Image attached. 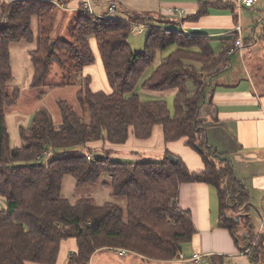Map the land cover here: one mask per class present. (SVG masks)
<instances>
[{
	"label": "trees",
	"instance_id": "trees-1",
	"mask_svg": "<svg viewBox=\"0 0 264 264\" xmlns=\"http://www.w3.org/2000/svg\"><path fill=\"white\" fill-rule=\"evenodd\" d=\"M198 5L187 20H198L213 7L230 10L237 21V6L232 1L198 0ZM57 9L50 0H0V198L5 202L0 208V264H56L61 244L68 239L75 241L76 249L67 264H89L94 252L104 248H124L148 261L174 259L195 233L190 211L177 203L180 184L190 182L215 188L218 225L229 230L243 251L234 234L239 222L226 214L241 215L239 219L249 230V192L230 161L209 144L204 121L199 118L207 86L204 75L229 57L228 50L234 48L240 33L236 30L228 38H220L221 48L215 51L207 35L189 37L162 26H148L144 48L134 51L128 42L131 26L146 24L153 19L150 16L134 14L128 22H98L96 15L79 9L67 28L68 37L56 39L51 32ZM253 34L241 37L242 46L251 39L264 40V26ZM90 38L96 41L108 83L117 90L92 91L90 76H84L75 92L80 112L60 99L61 123L55 124L46 108L38 109L28 127H19L23 145L11 147L5 110L16 102L18 91L10 92L8 85L12 78L10 43H34L28 51L29 86L39 88L52 65L68 75L69 84L79 80L81 69L94 62ZM167 48L172 49L144 81L143 89L174 91L172 112L164 100L142 101L136 94L127 95L156 52ZM188 80L195 87L192 95L187 93ZM156 126L161 127L165 143L184 138V144L200 156L203 169L190 170L167 149L160 161H110L108 154L129 136L147 139ZM78 146L89 153L103 146V158L88 161L89 153H85L45 163L34 160L46 150ZM170 155L177 161L171 162ZM105 173L109 178L101 186L108 187L113 197L122 198L121 204L100 205L89 195L70 201L61 193L66 175L79 185L97 183ZM246 255L250 264H264V228Z\"/></svg>",
	"mask_w": 264,
	"mask_h": 264
},
{
	"label": "crops",
	"instance_id": "crops-1",
	"mask_svg": "<svg viewBox=\"0 0 264 264\" xmlns=\"http://www.w3.org/2000/svg\"><path fill=\"white\" fill-rule=\"evenodd\" d=\"M50 1L56 3L61 12H66V15L70 13L73 16L85 5H88V10L90 9L93 14L106 15L111 19L126 22L130 21L134 14H145L153 18L149 21L150 23L147 22L149 26L164 25L166 27L162 26L163 28L179 31L190 37L194 34H204L212 38L210 45L214 40L219 41V49L215 51L221 48L220 38H228L230 32L236 31L237 26L240 27L239 36H245L243 20L252 25L251 28L249 26L246 29L249 31L248 35L257 30L255 24L259 20H261L260 24L264 21V0L256 1L252 7L236 8L237 21L233 20L230 10L213 7L209 8L208 14L198 20H187L186 16L193 15L198 10V0ZM111 4L115 7L112 12L107 10ZM242 9H249L250 12L242 15L240 14ZM244 47H247V51L257 49V47L264 48V40L251 39L247 46H241V51ZM237 54L242 57L243 64L244 58H252L251 55H244V53ZM229 57L217 70L204 75L207 86L199 109V118L204 121L209 144L230 161L235 175L248 190L252 205L251 195L255 191L264 192V83L259 82L258 85L254 81L256 75L250 74L248 69H245L243 75L238 74L230 63ZM220 72L223 73L220 74ZM156 128L157 126L153 129L151 136L144 140L129 136L126 143L115 147L113 153L119 154L121 151H126L124 149L130 148L129 143L132 142L135 143V150L133 149L132 152L137 151L140 146L147 148L157 136L159 144L157 150L164 152L167 149L179 156L190 170L203 169L200 156L184 144V138L165 143L162 131L160 133V130ZM145 148L142 150H148ZM217 202L216 190L210 184L190 182L179 186L178 206L190 211L195 228L191 240L182 245L181 253L186 258L194 254L201 255L203 256L202 261H179L175 258L168 261H148L137 254L132 253L133 256L141 259L137 261L148 264H211V261L217 264H250L248 256L235 244L229 230L218 225ZM4 206L5 202L0 198V208ZM226 215L231 217L229 213ZM75 249L73 239L64 241L61 244L56 264H67L71 257L70 254H73ZM105 249L97 250L93 255L104 252ZM108 249L111 250V248ZM112 250L117 253L115 249ZM127 254L117 255L125 257ZM214 255L223 256V258H212ZM137 261L131 263L135 264Z\"/></svg>",
	"mask_w": 264,
	"mask_h": 264
},
{
	"label": "rangeland",
	"instance_id": "rangeland-1",
	"mask_svg": "<svg viewBox=\"0 0 264 264\" xmlns=\"http://www.w3.org/2000/svg\"><path fill=\"white\" fill-rule=\"evenodd\" d=\"M62 1V0H61ZM66 3V2H65ZM242 15H247V12H250L249 9H242L240 11ZM239 13V12H238ZM73 15H66V12H61V9H57L55 14V22L51 32V36L56 39H65L68 37V26L73 24L74 20ZM260 19V18H259ZM260 21L255 24L256 32L258 33L260 28L263 26L264 21L260 24ZM165 24V23H164ZM243 34L248 35L249 31L247 28L252 27L251 24L243 20ZM163 27H166L162 25ZM33 31L35 26L32 25ZM64 28V29H63ZM63 30V31H62ZM148 33V26L145 27L144 31L141 33L130 32L128 36V42L131 48L134 51L144 48L145 38ZM90 47L94 56V62L88 65H85L78 76L80 79L74 81V84H69L70 79L66 78L68 76L64 71L60 70L58 66L52 65L50 72L44 78V85L39 88H31L29 86L30 78L32 74V67L29 60L28 51L33 48L34 43H27L25 41H15L11 42L9 45L10 49V59L12 67V78L9 80L8 85L10 92L13 90L18 91V98L16 102L10 106L6 107L5 110V119L7 130L9 134V144L11 147H20L23 145V141L19 135V127L24 126L28 127L31 122L32 115L35 111L40 108H46L52 116V119L55 124L61 123V115L59 107L57 104L58 100H65L68 102L77 112H80L79 104L75 97L76 90L82 86V78L86 75H89L91 80L89 83L90 89L92 91H103L110 93L116 91V88H113L107 81L103 66L99 57L96 41L94 38H90ZM211 46L214 50L219 49V41L214 40L211 43ZM172 48H167L164 51H157L155 59L151 64H149L143 71V74L138 79L134 90L127 95L136 94L142 101L147 100H164L168 106V109L172 112L173 110V99L174 91L167 90L162 92H150L143 89L144 81L150 76L156 66L159 64L161 59L169 53ZM241 53L251 55L252 58H244V64L241 62L242 57L236 52L230 54L229 60L233 65L234 70L238 74H244L245 69L250 71V74L256 75L255 82L264 83V48L260 47L257 49H251L247 51V47L242 48ZM220 66V65H219ZM218 69V68H217ZM241 70V71H240ZM224 71V70H223ZM241 72V73H240ZM223 72H220V74ZM219 74V73H218ZM253 77V76H252ZM210 78V77H209ZM208 80V79H207ZM262 84V83H261ZM257 85V84H256ZM259 87V86H258ZM195 87L191 80L187 81V93L189 95L194 94ZM156 130H160V126H157ZM134 142L129 143V147L124 149L126 151H121L119 154H114L113 152L108 154L110 161L113 162H135V161H160L165 156V150L160 151L158 149V138L154 137L151 144L147 148L140 146L138 150L132 152L134 149ZM103 147V146H102ZM96 148L92 153L87 152L84 147H67L63 149H56L51 152L50 155L45 156L43 162H48L55 157H64L75 154H88L92 159L103 158V148ZM143 148L148 150H142ZM135 150V149H134ZM123 154V155H121ZM137 156V158H135ZM108 174H102L97 183H84L76 184L75 179L66 175L62 181L61 193L64 197L70 201H74L76 198L89 195L93 196L96 199L98 204L104 203H122V198L113 197L110 194L108 187L101 186V182L107 180ZM251 207L249 214L247 216L250 218L249 230L246 229L244 221L239 219L241 215L237 213L228 212L231 216L230 218L239 222L237 229L234 231L235 236L238 239V244L243 248V252L247 253L249 246L254 245L259 233L261 232V216L264 214V192L255 191L251 195ZM218 205V202H217ZM263 230V229H262ZM250 231V232H249ZM247 234V235H246ZM115 249V248H114ZM112 249H105L104 252L96 253L90 258L89 264H132L137 260L134 257V254H127L125 257H120ZM176 257V256H175ZM174 257V258H175ZM134 261H133V260ZM126 262V263H125ZM135 264H148L146 262L142 263L137 261Z\"/></svg>",
	"mask_w": 264,
	"mask_h": 264
},
{
	"label": "built area",
	"instance_id": "built-area-1",
	"mask_svg": "<svg viewBox=\"0 0 264 264\" xmlns=\"http://www.w3.org/2000/svg\"><path fill=\"white\" fill-rule=\"evenodd\" d=\"M8 1H17V0H8ZM227 1H232V2H234L236 4L237 8H241V7H244V6L245 7L253 6L254 3L256 1H258V0H227ZM81 9L89 12L90 14H93L90 10H88V5L83 6ZM113 9H114V4L109 5L108 10L112 11ZM94 15H96V14H94ZM96 16H97V21L98 22H103L105 20L111 19L110 17H107L106 15H96ZM147 26H149V25L148 24H143V23H133L132 27H131V31L132 32L141 33V32L144 31L145 27H147ZM236 30L238 32H240V27L237 26ZM241 46H242L241 37L238 36V38L234 42V48L228 50V54H231L233 52H237V53L241 54L240 53L241 52ZM50 154H51V152L46 150L42 154L37 155L34 160L36 162H42L44 160V157L48 156ZM86 158H87L88 161L93 160L90 155H87ZM261 228L262 229L264 228V214L261 216ZM115 250L120 255H124V254L128 253V251L126 249H124V248H115ZM71 255H72V253L70 254V256ZM175 259L179 260V261H187V260L202 261L203 260V256L198 255V254H194L193 256H191L189 258H186V257H184V255L181 252H179V253L176 254Z\"/></svg>",
	"mask_w": 264,
	"mask_h": 264
},
{
	"label": "water",
	"instance_id": "water-1",
	"mask_svg": "<svg viewBox=\"0 0 264 264\" xmlns=\"http://www.w3.org/2000/svg\"><path fill=\"white\" fill-rule=\"evenodd\" d=\"M170 160H171V162H176L177 161V158L175 157V156H173V155H170L169 157H168Z\"/></svg>",
	"mask_w": 264,
	"mask_h": 264
},
{
	"label": "bare ground",
	"instance_id": "bare-ground-1",
	"mask_svg": "<svg viewBox=\"0 0 264 264\" xmlns=\"http://www.w3.org/2000/svg\"><path fill=\"white\" fill-rule=\"evenodd\" d=\"M115 8V7H114ZM81 10V9H80ZM90 10V9H89ZM108 10V9H107ZM115 10V9H114ZM112 12V11H111ZM90 14V13H89ZM97 15V14H96ZM101 15V14H100ZM95 16V15H94ZM97 17V16H96ZM109 20V19H108ZM105 21H107V20H105ZM128 22V21H127ZM140 23V22H139ZM150 23V22H149ZM147 24V23H146ZM132 27V26H131ZM71 256H73V255H71ZM70 259V258H69ZM68 259V260H69Z\"/></svg>",
	"mask_w": 264,
	"mask_h": 264
}]
</instances>
